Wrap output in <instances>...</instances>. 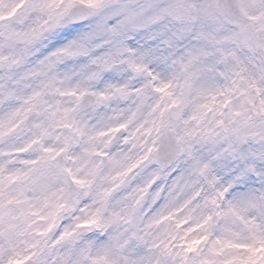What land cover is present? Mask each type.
<instances>
[{"label":"rangeland","instance_id":"rangeland-1","mask_svg":"<svg viewBox=\"0 0 264 264\" xmlns=\"http://www.w3.org/2000/svg\"><path fill=\"white\" fill-rule=\"evenodd\" d=\"M239 5L0 0V264H264V0Z\"/></svg>","mask_w":264,"mask_h":264},{"label":"water","instance_id":"water-1","mask_svg":"<svg viewBox=\"0 0 264 264\" xmlns=\"http://www.w3.org/2000/svg\"><path fill=\"white\" fill-rule=\"evenodd\" d=\"M221 5L224 13L233 21L243 20V16L241 13L240 6L238 4V0H218ZM91 15V12L87 9L79 8L77 10H73L69 17L71 19H80L86 18ZM94 103V97L89 95L84 103L85 108H89ZM122 135V131H120L114 138V141L117 142ZM180 155V149L178 143L176 141V137L172 131H168L164 134L161 139V145L159 148V152L157 158L160 162L165 165L171 164L178 156Z\"/></svg>","mask_w":264,"mask_h":264},{"label":"bare ground","instance_id":"bare-ground-1","mask_svg":"<svg viewBox=\"0 0 264 264\" xmlns=\"http://www.w3.org/2000/svg\"><path fill=\"white\" fill-rule=\"evenodd\" d=\"M62 38H63V37H62ZM74 41H75V40L72 39V42H74ZM117 63H125V65H128L127 60L122 61V62L117 61L115 64H113V66L116 67L114 71H119V70H121V67H122V66H119ZM32 73H33V75H30V78H32V83H33V84H34V83L38 84V86L35 85L36 87L39 88L40 85H43V84H45V83H48V78L46 77V74L43 73L42 71L37 70V71L32 72ZM30 78H29V79H30ZM51 81H52V80H51ZM53 81H55V85H54V87L58 88V86H57V82H58V84H59V79H58V78H54ZM67 81H69V80H67ZM32 91H33V87H32ZM31 95H32V94H31ZM67 96H68L67 93L61 95V97H62V99H63L64 101H65V99H66ZM9 118H10V117H9ZM11 118H13V116H11Z\"/></svg>","mask_w":264,"mask_h":264}]
</instances>
